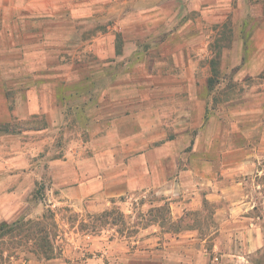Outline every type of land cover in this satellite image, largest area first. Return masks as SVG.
Segmentation results:
<instances>
[{
  "label": "rangeland",
  "instance_id": "374dc122",
  "mask_svg": "<svg viewBox=\"0 0 264 264\" xmlns=\"http://www.w3.org/2000/svg\"><path fill=\"white\" fill-rule=\"evenodd\" d=\"M188 2L0 0V222L19 224L15 233L22 234L0 239V264H55L104 235L134 247L158 223L173 233L197 227L212 243L219 217L242 196L245 214L264 232V72L241 76L242 43L255 30L229 17L201 30V15L190 13ZM190 96L207 101L201 127L180 119L189 110L193 120L197 114ZM157 110L172 116L156 121ZM183 134L185 142L178 140ZM167 142L175 143L174 158L149 154L151 161L167 176L184 172V196L196 198L175 221L154 190L82 198L55 169L70 157L105 164L111 158L127 167ZM243 152L253 153L245 160L262 173L236 171L232 164ZM212 180L223 192L209 200ZM240 180L243 190L232 186ZM42 229L39 241L31 240ZM249 260L264 264V247Z\"/></svg>",
  "mask_w": 264,
  "mask_h": 264
},
{
  "label": "crops",
  "instance_id": "0c3cea01",
  "mask_svg": "<svg viewBox=\"0 0 264 264\" xmlns=\"http://www.w3.org/2000/svg\"><path fill=\"white\" fill-rule=\"evenodd\" d=\"M248 1L242 0L235 5L234 0H189L188 5L190 13L201 15L197 19L201 24V30H204L203 27L208 29L215 24H223L228 17L234 23L240 20L248 25L249 32L255 30V34L242 43V46L247 47V52L241 76H256L264 72V5L254 7L250 0ZM196 36L191 32L190 40H193L189 44L191 47L196 44ZM202 44L203 50H206L208 43L204 40ZM121 46L122 42L119 41V47ZM194 51L191 48L192 54ZM188 59L191 62V70H193V59L191 56ZM184 90L190 95L196 93L195 87H188ZM192 100H195L197 111L194 120L190 110L180 119L187 118L189 125H193L194 128L201 127L205 123L207 101L205 98L197 99L190 96V101ZM42 106L47 109L46 103ZM153 116L156 121L160 122L165 116L172 115H164L157 110ZM188 137V134H183L178 140L185 142ZM262 142L264 144V140ZM165 147L167 149H163ZM163 148L153 153H141L137 161L130 163L127 167L123 161L111 158L105 164L96 159L78 162L70 157L68 161L57 162L55 169L57 168L59 173L66 174L68 182L77 184L75 190H78L82 198L96 193L103 199L117 198L135 191L154 190L156 195L165 198L170 203L173 221H175L181 219L185 210L194 205L193 201L195 202L196 198L188 201L184 196L188 191L184 172L178 179L174 177L175 172L167 176L165 172L167 169L159 167L155 160L151 161V156L155 159V155L167 158V160L174 158L178 151L175 150L174 142H167ZM207 152L209 151H205L206 157L209 154ZM15 153L22 152L15 151ZM252 156L253 153L243 152L240 156L242 159L232 164L239 174L247 176L263 172L260 169L253 170L251 162L245 160ZM14 163L12 162V165ZM211 183V189L206 196L209 200L217 197L220 190L223 192L217 182L212 180ZM232 186H235L237 190L244 189V183L241 180L233 183ZM248 204L245 197H235L232 201V213L223 219L219 217L221 228L211 235L213 244L210 241L211 237L203 235L197 227L173 233L158 223L153 226L151 238L149 237L150 239L142 243L138 242L137 246L130 247L127 242L118 239L106 241L104 235L94 241L89 248H83L79 252L71 250L67 254L64 253L65 258L71 261L70 264H253L249 257L264 247V232L262 227L245 214L248 210L245 206ZM178 212L181 213L177 215ZM102 239L104 241H100ZM65 258L56 260L55 264H67Z\"/></svg>",
  "mask_w": 264,
  "mask_h": 264
},
{
  "label": "trees",
  "instance_id": "16d2710c",
  "mask_svg": "<svg viewBox=\"0 0 264 264\" xmlns=\"http://www.w3.org/2000/svg\"><path fill=\"white\" fill-rule=\"evenodd\" d=\"M19 224H16V225H9V224H7V223H2V224H0V239H3L4 237H6V236H8V235H12L13 236V238H17L19 235H21L22 236V234H20V233H15L16 232V230L18 229V227H16V226H18ZM45 231L42 229V230H40L39 232H38V234L37 235H35L36 237L35 238H33L32 237V239L31 240H34V241H36V242H38L39 241V239H40V237H41V234H43ZM25 237H27V236H25ZM28 237H30V236H28ZM42 238H46V236L45 237H42ZM18 239V238H17ZM20 239H22L21 237H20ZM49 252H51L50 250H45L42 254L43 255H46V256H50L48 253ZM51 254V253H50Z\"/></svg>",
  "mask_w": 264,
  "mask_h": 264
}]
</instances>
